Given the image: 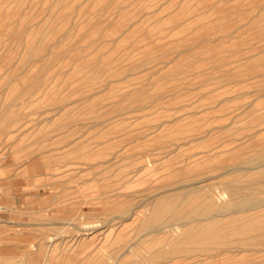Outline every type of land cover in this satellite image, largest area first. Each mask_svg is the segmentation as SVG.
<instances>
[{"label": "rangeland", "instance_id": "374dc122", "mask_svg": "<svg viewBox=\"0 0 264 264\" xmlns=\"http://www.w3.org/2000/svg\"><path fill=\"white\" fill-rule=\"evenodd\" d=\"M0 187L5 264H264V0H0Z\"/></svg>", "mask_w": 264, "mask_h": 264}, {"label": "bare ground", "instance_id": "6f19581e", "mask_svg": "<svg viewBox=\"0 0 264 264\" xmlns=\"http://www.w3.org/2000/svg\"><path fill=\"white\" fill-rule=\"evenodd\" d=\"M260 165H261V164H260ZM255 167H259V166H255ZM249 168H251V167H249ZM224 170H225V169H224ZM193 176H194V175H193ZM201 179H202V178H201ZM198 180H199V179H198ZM198 180H197V181H198ZM193 182H194V181H193ZM195 182H196V181H195ZM202 182H203V181H202ZM195 187H196V186H195ZM241 189H242V188H241ZM235 190H236V189H234V191H235ZM237 190H238V189H237ZM234 191H233V192H234ZM0 193H1V187H0ZM258 194H259V193H258ZM152 197H153V196H152ZM150 198H151V196H150ZM220 198H221V197H220ZM148 199H149V198H148ZM153 202H154V201H153ZM153 202H152L151 204H154ZM241 202H243V201H241ZM169 204H170V203H169ZM169 204H168V205H169ZM162 205H163V204H162ZM168 209H169V208H168ZM170 209H171V208H170ZM233 210H234V209H233ZM169 211H170V210H169ZM234 211H235V210H234ZM146 212H148V211H146ZM164 212H165V210H164ZM166 212H167V211H166ZM150 213H151V212H150ZM155 213H156V212H155ZM148 215H149V214H148ZM246 215H247V214H246ZM139 216H140V215H139ZM163 216H165V215H163ZM145 218H146V217H145ZM149 219H151V218H149ZM155 219H156V217H155ZM141 220H142V219H141ZM157 220H158V219H157ZM241 221H242V220H241ZM183 225H184V224H183ZM231 226H232V225H231ZM145 227H146V226H145ZM241 227H242V225H241ZM138 228H139V227H138ZM142 229H143V228H142ZM171 231L174 233V236L177 235V234L180 232V230L178 229V227H173V228L170 230V232H171ZM170 232H169V233H170ZM181 232H182V231H181ZM181 232H180V233H181ZM167 233H168V232H167ZM216 234H217V233H216ZM171 235H173V234H171ZM192 235H193V234H192ZM192 235H191V236H192ZM169 236H170V235H169ZM191 236H190V238H191ZM241 236H242V234H241ZM173 238H174V237H173ZM50 243H51V242H50ZM140 247H141V246H140ZM140 247H139V248H140ZM41 248H42V247H41ZM42 249H43V248H42ZM142 250H143V249H142ZM45 251H46V250H45ZM143 251H144V250H143ZM143 251H142V253H143V255H144V252H143ZM146 253H147V252H146ZM143 255H142V256H143ZM145 255H146V254H145ZM45 256H46V255H45ZM137 256H138V255H137ZM148 256H149V255H148ZM150 256H151V254H150ZM134 257H135V256H134ZM146 257H147V256H146ZM5 258H6V259H5ZM139 258H140V257H139ZM32 259H33V258H32ZM39 260H40V259H39ZM39 260H38V261H39ZM130 260H131V259H130ZM139 260H140V259H139ZM7 261H8V260H7V257H5V256H4V258H0V264H5V262H7ZM128 261H129V260H128ZM52 262H53V261H52ZM25 263H26V262H25ZM49 263H50V262H49ZM49 263H48V261H47V264H49ZM53 263H54V262H53ZM229 263H230V262H229ZM23 264H24V263H23ZM28 264H31V261H29ZM32 264H33V263H32ZM37 264H38V263H37ZM44 264H45V263H44ZM50 264H51V263H50ZM54 264H55V263H54ZM91 264H92V263H91Z\"/></svg>", "mask_w": 264, "mask_h": 264}, {"label": "crops", "instance_id": "0c3cea01", "mask_svg": "<svg viewBox=\"0 0 264 264\" xmlns=\"http://www.w3.org/2000/svg\"><path fill=\"white\" fill-rule=\"evenodd\" d=\"M2 189V188H1Z\"/></svg>", "mask_w": 264, "mask_h": 264}]
</instances>
